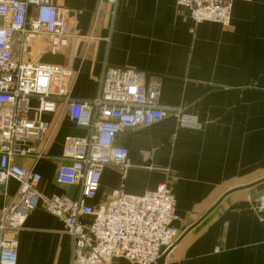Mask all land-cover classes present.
Returning a JSON list of instances; mask_svg holds the SVG:
<instances>
[{"label": "crops", "instance_id": "crops-1", "mask_svg": "<svg viewBox=\"0 0 264 264\" xmlns=\"http://www.w3.org/2000/svg\"><path fill=\"white\" fill-rule=\"evenodd\" d=\"M50 3L64 12L70 37L56 54L45 36L23 49L16 41L18 61L35 57L74 70L75 99L94 98L107 68L131 69L143 84L158 85L161 106L179 107L200 124L181 128L168 117L120 132L115 144L127 148L128 166L105 167L90 204L114 191L142 195L165 184L175 198L180 234L165 264H264V215L256 210L264 191V0H234L229 28L195 25L175 0ZM86 135L63 114L45 158L16 164L41 176L42 196L76 198L78 187L58 184L55 173L64 139ZM18 187L12 179L2 185L0 214ZM70 262L71 239L62 222L36 207L17 236V264Z\"/></svg>", "mask_w": 264, "mask_h": 264}, {"label": "built area", "instance_id": "built-area-1", "mask_svg": "<svg viewBox=\"0 0 264 264\" xmlns=\"http://www.w3.org/2000/svg\"><path fill=\"white\" fill-rule=\"evenodd\" d=\"M175 1L188 10L195 25H231L234 0ZM103 3L116 0H100ZM43 36L49 39L51 54L70 37L64 12L50 0H0V187L9 179L19 184L0 214V264H17V236L28 213L38 206L62 222L71 239L70 264H118L119 259L155 264L180 237L174 225L175 198L165 184L142 195L114 191L106 200L90 203L105 167L128 166L127 148L115 144L120 132L148 128L168 117L181 128L198 129L200 124L179 107L161 106L158 85L143 84L141 75L131 69L107 68L94 98L75 99L74 70L42 64L35 57L25 62L14 57L16 41L23 49ZM31 112L35 118L29 117ZM44 114H52L54 120L45 121ZM63 114L87 130L85 137L64 139L62 163L55 173L58 184L78 187L73 199L42 196L37 191L41 176L16 164L18 158L34 163L45 158ZM256 210L264 215V191Z\"/></svg>", "mask_w": 264, "mask_h": 264}, {"label": "water", "instance_id": "water-1", "mask_svg": "<svg viewBox=\"0 0 264 264\" xmlns=\"http://www.w3.org/2000/svg\"><path fill=\"white\" fill-rule=\"evenodd\" d=\"M2 189V186L0 187V190ZM177 243V242H176ZM176 245V244H175ZM174 245V246H175ZM173 248L169 249L168 251H166L156 262L155 264H163L165 261L166 256L168 255V253L172 250ZM118 264H128L126 261L119 259L118 260Z\"/></svg>", "mask_w": 264, "mask_h": 264}]
</instances>
